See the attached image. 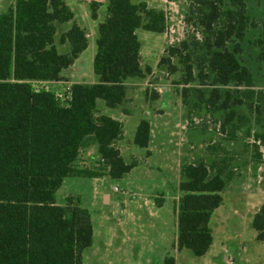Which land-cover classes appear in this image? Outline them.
<instances>
[{"label":"trees","instance_id":"trees-1","mask_svg":"<svg viewBox=\"0 0 264 264\" xmlns=\"http://www.w3.org/2000/svg\"><path fill=\"white\" fill-rule=\"evenodd\" d=\"M90 8L96 19L98 4ZM73 18L64 0H15L0 13V264H83L82 253L93 238L90 213L75 205L73 197L64 206L57 205L55 192L66 177L103 176L102 171L74 167L80 151L92 145L112 179L122 178L137 164L126 163L115 146L122 123L106 115L95 117L96 102L102 99L109 108L124 105V82L143 79L151 71L141 66L136 30L162 34L167 16L146 2L106 0L92 62L98 82L72 84L66 104L60 105L52 91H36L30 82L62 81L61 72L87 48L85 31L73 23L59 38L60 44L68 42L69 51H57L56 24ZM186 20L201 28V37L169 46L158 65L175 73L178 68L172 59L177 58L185 85L183 103L194 92V107L203 105L210 113L225 111L221 130L231 123L228 137L234 139L238 129L233 124L234 107L243 101L221 87L254 86L252 73L241 59L251 25L245 1L190 0ZM256 45L258 59L264 61V23ZM195 82L211 87L208 96L199 87H186ZM149 141L150 124L142 119L134 144L147 148ZM181 178L177 247L202 257L212 243L209 221L222 204L226 183L220 174L211 176L202 161L183 165ZM251 227L256 239L264 241V204L252 217ZM163 264H175L174 257L166 256Z\"/></svg>","mask_w":264,"mask_h":264},{"label":"rangeland","instance_id":"rangeland-1","mask_svg":"<svg viewBox=\"0 0 264 264\" xmlns=\"http://www.w3.org/2000/svg\"><path fill=\"white\" fill-rule=\"evenodd\" d=\"M244 1L251 25L242 43L241 59L252 73L254 86L221 87L232 90L235 100L243 101L234 107L233 124L238 129L234 139H229L231 123L221 130L225 111L210 113L203 105L194 107L197 102L194 92L183 103L181 92L185 85L181 82L182 65L178 59H172L178 68L175 73L158 65L169 46L192 36L201 37V28L186 20L190 0H132L134 4L147 2L150 8L163 10L167 30L162 34L136 30L143 68L149 67L151 71L144 79L127 86L128 105L109 108L98 99L94 116L106 115L122 123V136L115 146L126 163L137 161V164L122 178L112 179L92 145L80 151L74 167L102 171L103 176L66 177L54 195L57 205L64 206L67 198L73 197L75 205L78 203L90 213L93 238L91 246L82 253L83 264H163L166 256L176 258L177 264H209L207 257H196L188 249L176 248L181 168L200 161L207 165L211 176L220 174L226 183L221 193L222 204L209 223L213 249L221 244L228 251V259L220 258L216 264H229V260L232 264H264V241L256 239V231L251 227L252 217L264 204V61L258 59L260 49L256 45L264 23V0ZM72 3L84 8L80 2ZM9 7L8 0H0V13ZM105 17L106 13L101 12L96 21L88 17V23L84 24L90 35L89 46L80 57L84 61L85 80L77 77L73 67L70 81L98 82L92 69L98 35L95 26ZM68 27V23L59 24L54 37L61 54L69 51L68 42H58L61 32ZM62 74L68 72L63 70ZM30 84L36 91L54 92L60 105L68 100L67 89L61 83L31 81ZM163 86L167 91L161 89ZM186 87H199L205 96L211 89L199 82ZM153 94L166 98V109L156 105ZM141 119L150 121L153 129L147 148L134 144ZM190 147V154L186 153Z\"/></svg>","mask_w":264,"mask_h":264},{"label":"crops","instance_id":"crops-1","mask_svg":"<svg viewBox=\"0 0 264 264\" xmlns=\"http://www.w3.org/2000/svg\"><path fill=\"white\" fill-rule=\"evenodd\" d=\"M75 1H77V2H80V3H82L83 5H84V8H80L79 6H76V5H73V3L72 2H75ZM8 2L10 3V6H12L13 4H14V2H15V0H8ZM64 2H65V4L70 8V10L73 12V15H74V18H73V20L72 21H70V22H67L68 24H69V27L67 28V29H65V30H63L62 32H61V34L62 33H64V32H66L67 30H69L70 28H71V26H72V24L73 23H75V24H77L81 29H83L84 31H85V33H86V37H87V42H88V38H89V33H88V31H87V29L85 28V26H84V24L85 23H88V17L89 18H91L93 21H96L97 19H98V17H99V14L101 13V12H105L106 13V0H72L70 3L67 1V0H64ZM72 3V4H71ZM92 3H97L98 4V8H97V12H96V19H93L92 17H91V8H90V5L92 4ZM147 3V2H146ZM87 6H88V9H87ZM93 27H94V25H93ZM96 28L98 27V25L97 26H95ZM58 28H59V23H57L56 24V33H57V30H58ZM97 30V29H96ZM55 33V34H56ZM61 34H60V36H61ZM60 36H59V38H60ZM55 37V36H54ZM96 40V39H95ZM58 42H59V40H58ZM54 43H55V40H54ZM88 46H89V44L87 45V48H88ZM69 48H70V46H69ZM87 48L83 51V52H81L80 54H79V56L77 57V59L74 61V63L69 67V68H67V69H65V71H67L68 72V74H66V75H63L62 74V72H61V75L63 76V80L62 81H58V82H55V83H61V84H63L65 87L64 88H66L67 89V94H66V97H67V99L69 98V93H68V91H69V88H70V86L72 85V84H74V83H80V84H85V81H78V82H74V81H70V76L71 75H69V73H72V68L74 67L75 68V72H76V75H77V77L80 79V80H85L84 79V75L82 74V67L84 66V61L83 60H81V55L87 50ZM94 55H95V53H94ZM94 55H93V57H94ZM142 56V47H141V49H140V57ZM92 62H93V59H92ZM143 63H142V61H141V66L143 67V65H142ZM144 79V78H143ZM135 80H142V79H139V78H134V79H127L125 82H124V84H125V86H126V100H125V103H124V105L126 104V105H128L129 103H128V99H129V97H128V90H127V86L129 85V84H132ZM47 83H53V82H47ZM94 84V83H93ZM155 90H157V88H154ZM161 89L162 90H164V91H167V88L166 87H161ZM48 91H50V90H48ZM54 93V92H53ZM152 99L153 100H155V103H156V105L160 108V109H166V107H167V105H166V103H168V102H166V98H162L161 96H158V95H156V97H152ZM127 101V102H126ZM123 105V106H124ZM126 111H128V109L127 108H124ZM165 111V110H164ZM113 119V118H112ZM142 120V119H141ZM146 120V119H145ZM148 121V120H147ZM149 122V124H150V141H149V143L151 142V134L153 133V129H152V125H151V122L150 121H148ZM149 145V144H148ZM192 147H190L189 149H186L185 151H186V153H189L190 154V149H191ZM188 164V163H187ZM219 208V207H218ZM217 208V209H218ZM217 209H215V210H217ZM214 210V211H215ZM213 211V212H214ZM213 212H212V214H213ZM211 214V215H212ZM209 223H210V221H209ZM211 235H212V231H211ZM176 248L178 249V247H177V243H176ZM178 251H180L179 249H178ZM227 250L226 249H223V246L220 244L218 247H216L215 249H213V235H212V243H211V246L209 247V249H208V251L206 252V254L204 255V256H202V257H207V260H208V262H209V264H216V262L217 261H220V258L222 259H228V257H227ZM175 259V264H177V262H176V258H174ZM228 263L229 264H232L233 263V261H228Z\"/></svg>","mask_w":264,"mask_h":264}]
</instances>
